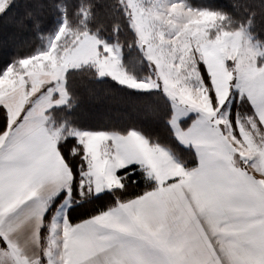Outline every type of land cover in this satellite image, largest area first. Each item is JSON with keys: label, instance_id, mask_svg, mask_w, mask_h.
Returning <instances> with one entry per match:
<instances>
[{"label": "snow or ice", "instance_id": "obj_1", "mask_svg": "<svg viewBox=\"0 0 264 264\" xmlns=\"http://www.w3.org/2000/svg\"><path fill=\"white\" fill-rule=\"evenodd\" d=\"M117 3L154 76L124 69L118 47L99 36L104 24L90 26L91 3L46 51L0 74L13 82L0 96V264H264V50L248 38L252 19L183 0ZM11 5L0 0V30L24 32L33 10L9 15ZM84 65L132 89L162 90L197 165L182 166L135 130L47 127V110L66 103V73ZM234 95L251 107L231 119L224 106ZM180 112L198 115L183 127Z\"/></svg>", "mask_w": 264, "mask_h": 264}, {"label": "trees", "instance_id": "obj_2", "mask_svg": "<svg viewBox=\"0 0 264 264\" xmlns=\"http://www.w3.org/2000/svg\"><path fill=\"white\" fill-rule=\"evenodd\" d=\"M183 1L192 8L227 13L234 22L247 24L251 18L248 30L264 48V0ZM88 3L93 5L94 19L90 21V26L95 29L98 24H104L99 36L121 47L127 71L138 78L151 76L152 66L139 47L133 30L124 21L117 0H13L8 9L9 15L15 8L27 5L32 8L35 21L24 32L0 30V74L9 64L42 51L62 17L74 19L76 11ZM115 22L121 24L118 33L113 32ZM260 60L264 62V56ZM66 87L70 101L50 111L52 127L106 130L120 134L135 130L144 134L150 142L170 149L187 167L197 163L194 153L174 136L169 125L172 103L162 90L132 89L114 78L99 76L91 65L70 69L66 73Z\"/></svg>", "mask_w": 264, "mask_h": 264}, {"label": "crops", "instance_id": "obj_3", "mask_svg": "<svg viewBox=\"0 0 264 264\" xmlns=\"http://www.w3.org/2000/svg\"><path fill=\"white\" fill-rule=\"evenodd\" d=\"M190 7V6H189ZM255 40V39H254ZM105 41V40H104ZM107 42V41H106ZM258 42V41H257ZM108 44H114V43H110V42H107ZM262 46V45H261ZM262 48H263V46H262ZM263 50H264V48H263ZM260 58L261 57H258V59L260 60ZM122 63H123V58H122ZM92 66V65H91ZM123 66H124V64H123ZM94 67V66H93ZM95 68V67H94ZM124 68H125V66H124ZM70 70V69H69ZM68 70V71H69ZM95 70H96V68H95ZM125 70L127 71V69L125 68ZM97 71V70H96ZM128 72V71H127ZM129 73V72H128ZM130 75H133V74H131V73H129ZM134 76V75H133ZM103 77H111V76H103ZM135 78H138V77H136V76H134ZM149 76H147V77H144V78H138V79H145V78H148ZM111 78H113V77H111ZM119 82V81H118ZM66 83V82H65ZM120 83V82H119ZM12 84H13V82L12 81H4V80H0V96H3L4 94H5V89L6 88H11L12 87ZM121 84V83H120ZM127 86V85H126ZM64 87L66 88V90H67V87H66V84H64ZM129 87V86H128ZM140 90H142V89H140ZM150 91L151 90H158V89H149ZM143 91H148V90H143ZM68 93V92H67ZM54 96H56V97H58V95H59V93L58 92H56V93H54L53 94ZM235 96H236V98H235ZM69 95L67 96V100H66V102L69 100ZM232 97H230L229 99H231ZM233 98H235V100H237L238 99V95H234L233 96ZM227 102V101H226ZM65 104V103H64ZM61 105H63V104H59V105H57V104H53V106L51 107V108H49L48 110H47V112H46V115L48 116V120L46 121V126L47 127H49V128H51L52 130H56V129H61L60 127H56V128H54V127H52V125L50 124V120H49V117H50V115H49V113H50V111L52 110V109H54V108H56V107H59V106H61ZM249 107V109H250V105L248 106ZM174 111H177V112H179V109L177 108V106L176 105H174V103L172 102V114H173V112ZM171 114V115H172ZM197 113H195V112H187V113H183V112H180L179 113V115L177 116V118H178V120H179V122H180V124H181V126H183V127H187V126H189L191 123H192V121L194 120V119H196V117H197ZM230 118L231 119H235L236 118V114H231L230 115ZM169 125H170V123H169ZM170 127H171V129H172V131H173V133H174V130H173V128H172V126L170 125ZM73 131H76V132H81V133H96V132H106V133H116V132H110V131H106V130H91V129H83V128H80V129H72ZM137 132H139V131H137ZM140 134H142L141 132H139ZM124 134H126V133H124ZM143 136H145L144 134H142ZM175 136V135H174ZM146 137V136H145ZM176 137V136H175ZM147 138V137H146ZM148 139V138H147ZM177 139V138H176ZM177 141H178V139H177ZM179 142V141H178ZM180 143V142H179ZM182 146H184V147H186V148H188V149H190L193 153H194V158L196 159V162H197V155H196V152H195V148L193 147V146H191V145H188V146H185V145H183L182 143H180ZM161 147H163L165 150H167V151H169V154L170 155H172V157H173V159L177 162V163H181L182 164V166H185V167H187L186 165H184V163H182L174 154H173V152L170 150V149H168L167 147H165V146H162V145H160ZM197 165V163L193 166V167H195ZM59 210L60 209H57V211H56V218L58 219V213H59Z\"/></svg>", "mask_w": 264, "mask_h": 264}, {"label": "rangeland", "instance_id": "obj_4", "mask_svg": "<svg viewBox=\"0 0 264 264\" xmlns=\"http://www.w3.org/2000/svg\"><path fill=\"white\" fill-rule=\"evenodd\" d=\"M12 1H13V0H12ZM183 2H184V1H183ZM185 4H186V3H185ZM186 6H188V5L186 4ZM188 7H189V6H188ZM66 18H67L66 16H63V17H62L61 22L59 23V26L56 28L55 33L51 36V38H49V40H48V42H47L45 48H44L42 51H40V52L46 51V50L48 49V47H49V45L51 44L52 40L55 38L56 33L59 31V28L64 24ZM68 20H69V19H68ZM69 21H70V23H71L73 26H75V24H76V20H75V19H71V20H69ZM199 23H205V21L201 20V21H199ZM248 38L250 39V41H251V43L253 44V46H256V47H258L259 49L263 50L261 44H260L259 42H257L256 40H254V38H253L252 35L250 34L249 30H248ZM110 45H112L113 47H118V49H119V54H120L121 64H122V66H123V63H122V51H121V47H120L118 44H110ZM139 47H140V46H139ZM38 53H39V52H38ZM36 54H37V53H36ZM33 55H35V54H33ZM31 56H32V55H31ZM17 61H18V60H17ZM148 61H149V60H148ZM149 62H150V61H149ZM150 64H151V62H150ZM151 66H152V71H153L154 66H153L152 64H151ZM123 67H124V66H123ZM124 69H125V68H124ZM132 76H133V75H132ZM151 76H154V71H153V73H152ZM136 79H138V78H136ZM145 79H146V78H145ZM138 80H144V79H138ZM65 84H66V83H65ZM67 92H68V95H69V97H70V94H69L68 89H67ZM235 98H236V96H235ZM235 98H233V96H232V98L229 99V101L226 102V104H225V106H224V109H225V110H229V118H230V115H231V114H236V116H237V112H239V114H240L241 117H244L247 113H249L250 109H249L248 106L245 107L244 104H243V102H240L238 99L235 100ZM69 101H70V98H69V100H68L66 103H68ZM63 214H64L63 211H62V210H59V213H58V219L61 218V217L63 216Z\"/></svg>", "mask_w": 264, "mask_h": 264}]
</instances>
